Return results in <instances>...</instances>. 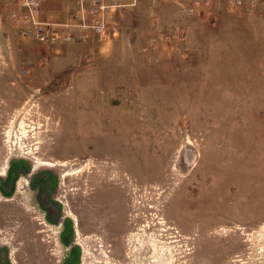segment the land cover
Listing matches in <instances>:
<instances>
[{
	"label": "rangeland",
	"instance_id": "374dc122",
	"mask_svg": "<svg viewBox=\"0 0 264 264\" xmlns=\"http://www.w3.org/2000/svg\"><path fill=\"white\" fill-rule=\"evenodd\" d=\"M57 1L38 19L67 20ZM181 1L192 15L141 0L106 35L43 43L0 0V261L150 264L114 241L133 251L131 202L162 197L187 238L160 264H264V2Z\"/></svg>",
	"mask_w": 264,
	"mask_h": 264
},
{
	"label": "built area",
	"instance_id": "2783aa9c",
	"mask_svg": "<svg viewBox=\"0 0 264 264\" xmlns=\"http://www.w3.org/2000/svg\"><path fill=\"white\" fill-rule=\"evenodd\" d=\"M76 8L67 20L61 23L41 21L38 14L44 0H23L24 14L22 22L26 25L24 33L34 35L43 43L80 42L90 35H106L109 29L111 13L135 6L138 0H75ZM235 3L240 4V0ZM186 15H192V7L182 6ZM168 37L165 33L161 37Z\"/></svg>",
	"mask_w": 264,
	"mask_h": 264
},
{
	"label": "bare ground",
	"instance_id": "6f19581e",
	"mask_svg": "<svg viewBox=\"0 0 264 264\" xmlns=\"http://www.w3.org/2000/svg\"><path fill=\"white\" fill-rule=\"evenodd\" d=\"M34 163L42 164V165H48V166H65V161H50V160H40L34 158ZM58 167V169H59ZM63 169V168H62ZM80 170H77L79 172ZM60 176L62 178L70 176L75 174V170L73 171H66L63 169L60 171ZM1 173H4L1 171ZM168 201H164L162 197H158L157 200L154 201V205H150V208H145L144 205L139 204H133L131 202L130 206L135 207L133 211H137L138 213L136 215H133L131 218V222H136L139 219H142V221H145L144 224H141L139 227V230L141 233H138L137 235L132 234L127 236L125 238V242L127 244H130L133 242L135 245L137 243V247L134 248V250L125 251L123 249V246L121 248V243H123L124 239L118 237L114 243L116 244L115 252L119 257H135L139 255V258L142 260H148L150 264H160L162 261L165 260L166 255L170 254L169 258L173 259V253L174 255L177 253L183 252H175L176 250H179L181 242H186L187 236L185 234L184 227H181V220L178 218L180 217L179 213L176 217L175 215H170L168 210H166L165 207L170 203ZM166 204V205H165ZM173 210V209H172ZM147 213L146 216H143V213ZM173 212V211H172ZM144 218V219H143ZM185 222L188 223V218L185 219ZM129 222H126L128 224ZM123 222L119 216L115 218L114 226L120 227L123 226ZM195 241V240H194ZM193 241V242H194ZM123 245V244H122ZM183 245H186V243H183ZM182 249V248H181ZM175 250V251H174ZM136 251V253H135ZM165 262V261H164ZM139 264V263H137Z\"/></svg>",
	"mask_w": 264,
	"mask_h": 264
},
{
	"label": "crops",
	"instance_id": "0c3cea01",
	"mask_svg": "<svg viewBox=\"0 0 264 264\" xmlns=\"http://www.w3.org/2000/svg\"><path fill=\"white\" fill-rule=\"evenodd\" d=\"M52 1V0H51ZM176 2V4H177V2L178 3H181V4H183V6H186V5H188V4H186V3H184V2H182L181 0H173V2ZM191 1H194V0H191ZM202 1H204L205 2V5L209 8V9H212V6L213 5H215V2L218 4V6H220V5H225L224 4V1H220V0H202ZM219 1L222 3V4H220L219 3ZM235 1L236 0H229V6L230 5H233V3L235 4ZM241 2H244V3H246V1H248V0H240ZM250 1H253V3L254 4H257V0H250ZM263 2H264V0H262ZM49 3V0H46V3ZM56 2L58 3L59 1H57L56 0ZM72 2H73V10L72 11H74V9L76 8V1L75 0H72ZM55 3V2H54ZM248 3V2H247ZM72 4V3H71ZM141 4V0H138V3L136 4V5H140ZM135 5V6H136ZM157 5H158V3H157ZM160 6H161V3H160ZM221 8H222V6H221ZM56 9H58V7L56 6V5H54V9L53 10H56ZM219 11V10H218ZM56 12H58V11H56ZM56 12H54V11H52V13H56ZM120 14H123V12H121ZM217 14H219L218 12H217ZM208 15H210V14H208ZM209 18V17H208ZM214 18H218L217 16L216 17H214ZM214 20V19H213ZM215 21H217L216 19H215Z\"/></svg>",
	"mask_w": 264,
	"mask_h": 264
},
{
	"label": "flooded vegetation",
	"instance_id": "af4514ba",
	"mask_svg": "<svg viewBox=\"0 0 264 264\" xmlns=\"http://www.w3.org/2000/svg\"><path fill=\"white\" fill-rule=\"evenodd\" d=\"M5 186V185H4ZM4 192H7L6 190H4ZM39 223H42V225H43V222L42 221H39ZM19 229V230H18ZM38 230H40V231H43V228L42 229H38ZM19 231H20V228H16L15 229V232H13V235H15L14 237H13V239L14 238H16V234L18 235L19 234ZM21 232V231H20ZM43 239V238H42ZM64 240V239H63ZM28 241H32V242H34V241H36V238L35 237H31ZM49 241V240H48ZM33 244V243H32ZM32 244H29V246H32ZM34 246V245H33ZM33 246H32V248H33ZM0 252H2L3 253V249L2 248H0ZM36 252H42V250H40V249H37L36 250ZM5 262V263H4ZM0 261V264H7L6 263V261ZM37 264H40V263H37Z\"/></svg>",
	"mask_w": 264,
	"mask_h": 264
}]
</instances>
